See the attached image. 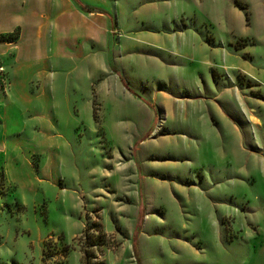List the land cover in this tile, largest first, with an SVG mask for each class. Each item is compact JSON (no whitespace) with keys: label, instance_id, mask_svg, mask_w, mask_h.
I'll return each mask as SVG.
<instances>
[{"label":"rangeland","instance_id":"374dc122","mask_svg":"<svg viewBox=\"0 0 264 264\" xmlns=\"http://www.w3.org/2000/svg\"><path fill=\"white\" fill-rule=\"evenodd\" d=\"M70 1L2 74L0 264L264 255V0Z\"/></svg>","mask_w":264,"mask_h":264},{"label":"crops","instance_id":"0c3cea01","mask_svg":"<svg viewBox=\"0 0 264 264\" xmlns=\"http://www.w3.org/2000/svg\"><path fill=\"white\" fill-rule=\"evenodd\" d=\"M66 15L83 16L77 4H71L70 0H0V36L18 32L13 42L0 40V67L3 72L6 73V66L10 64H34L33 61H27L31 59L28 56L29 47H33L36 53L33 60L45 59L48 33L55 26L62 28L60 18L65 19ZM4 87L5 83H0V100L6 96ZM1 109L2 106L0 119ZM250 264H264V255L253 253V262Z\"/></svg>","mask_w":264,"mask_h":264},{"label":"trees","instance_id":"16d2710c","mask_svg":"<svg viewBox=\"0 0 264 264\" xmlns=\"http://www.w3.org/2000/svg\"><path fill=\"white\" fill-rule=\"evenodd\" d=\"M17 36H18V32L15 31L11 34L1 35L0 40L5 42H13L17 38Z\"/></svg>","mask_w":264,"mask_h":264},{"label":"built area","instance_id":"2783aa9c","mask_svg":"<svg viewBox=\"0 0 264 264\" xmlns=\"http://www.w3.org/2000/svg\"><path fill=\"white\" fill-rule=\"evenodd\" d=\"M2 72H3V68L0 67V83H3L4 80V75H2L3 74Z\"/></svg>","mask_w":264,"mask_h":264}]
</instances>
